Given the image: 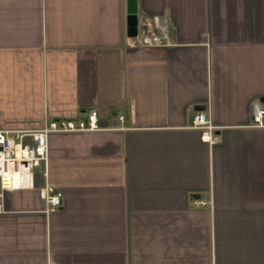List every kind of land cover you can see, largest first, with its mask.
I'll return each mask as SVG.
<instances>
[{"label":"crops","instance_id":"obj_1","mask_svg":"<svg viewBox=\"0 0 264 264\" xmlns=\"http://www.w3.org/2000/svg\"><path fill=\"white\" fill-rule=\"evenodd\" d=\"M137 3L171 47L136 46L127 0H0V127L101 126L50 134L59 210L43 176L5 192L0 264H264V0Z\"/></svg>","mask_w":264,"mask_h":264},{"label":"built area","instance_id":"obj_2","mask_svg":"<svg viewBox=\"0 0 264 264\" xmlns=\"http://www.w3.org/2000/svg\"><path fill=\"white\" fill-rule=\"evenodd\" d=\"M136 46L144 49L166 48L173 45L170 38V22L164 16H156L149 28L138 31L133 37ZM98 112L91 110L79 118H46L39 128L19 129L0 127V213L6 191L34 190L37 177L49 176V136L52 133L82 132L100 129ZM124 121L123 117L119 118ZM254 126H264V104L254 101L251 105ZM191 127L203 132V139L216 143L215 126L205 112H197ZM46 202V213L59 210L63 194L48 181L40 189Z\"/></svg>","mask_w":264,"mask_h":264},{"label":"water","instance_id":"obj_3","mask_svg":"<svg viewBox=\"0 0 264 264\" xmlns=\"http://www.w3.org/2000/svg\"><path fill=\"white\" fill-rule=\"evenodd\" d=\"M137 1L138 0H127V4H128L127 25H128V35L130 37H135L138 33ZM261 101L264 102V98H262Z\"/></svg>","mask_w":264,"mask_h":264},{"label":"rangeland","instance_id":"obj_4","mask_svg":"<svg viewBox=\"0 0 264 264\" xmlns=\"http://www.w3.org/2000/svg\"><path fill=\"white\" fill-rule=\"evenodd\" d=\"M88 114H89V112L86 115H88Z\"/></svg>","mask_w":264,"mask_h":264}]
</instances>
